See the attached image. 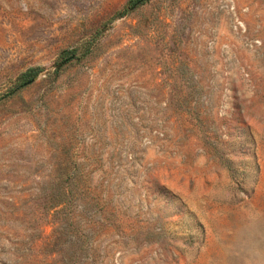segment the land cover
Instances as JSON below:
<instances>
[{"label":"rangeland","instance_id":"obj_1","mask_svg":"<svg viewBox=\"0 0 264 264\" xmlns=\"http://www.w3.org/2000/svg\"><path fill=\"white\" fill-rule=\"evenodd\" d=\"M0 264H264V0H0Z\"/></svg>","mask_w":264,"mask_h":264},{"label":"trees","instance_id":"obj_2","mask_svg":"<svg viewBox=\"0 0 264 264\" xmlns=\"http://www.w3.org/2000/svg\"><path fill=\"white\" fill-rule=\"evenodd\" d=\"M147 0H133L134 4L137 3H144ZM40 73V69L39 68H31L30 70H28L25 74L22 75L21 80L24 82V84L30 83L32 80H34L38 74ZM70 191L69 189L65 188L64 190L59 192L58 196H54L52 198L51 201V208L54 209L60 205H66L68 203V199H69V194Z\"/></svg>","mask_w":264,"mask_h":264}]
</instances>
